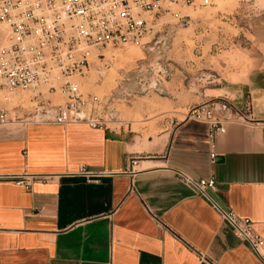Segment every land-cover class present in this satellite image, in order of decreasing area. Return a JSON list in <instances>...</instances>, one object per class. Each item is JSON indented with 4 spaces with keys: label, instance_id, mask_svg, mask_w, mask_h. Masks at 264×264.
<instances>
[{
    "label": "crops",
    "instance_id": "0c3cea01",
    "mask_svg": "<svg viewBox=\"0 0 264 264\" xmlns=\"http://www.w3.org/2000/svg\"><path fill=\"white\" fill-rule=\"evenodd\" d=\"M262 60L220 90L249 99L258 126L228 127L213 162L207 127L192 120L143 158L120 133L86 125L0 129V264H261L175 172L212 178V202L264 240Z\"/></svg>",
    "mask_w": 264,
    "mask_h": 264
},
{
    "label": "rangeland",
    "instance_id": "374dc122",
    "mask_svg": "<svg viewBox=\"0 0 264 264\" xmlns=\"http://www.w3.org/2000/svg\"><path fill=\"white\" fill-rule=\"evenodd\" d=\"M149 28L144 40L149 43L143 48H108L101 53L104 60H94L78 79L84 95L101 101L94 115L108 131L123 135L135 152L143 153L142 158L144 153L161 152L192 108L226 99L221 89L244 83L248 73L262 66L264 0L169 5L167 12L155 15ZM5 35L0 24V45ZM126 51L137 56L126 59ZM7 93H0V111L8 112L6 120L15 116L35 122L33 96L11 98ZM14 102L24 108L10 107ZM51 102L61 104L57 96ZM0 129L22 127L6 121Z\"/></svg>",
    "mask_w": 264,
    "mask_h": 264
},
{
    "label": "built area",
    "instance_id": "2783aa9c",
    "mask_svg": "<svg viewBox=\"0 0 264 264\" xmlns=\"http://www.w3.org/2000/svg\"><path fill=\"white\" fill-rule=\"evenodd\" d=\"M193 1L0 0V24L6 30L0 45V90L33 96L35 122L25 124L86 125L107 130L104 121L94 115L101 101L84 95L78 79L94 60H104L101 53L108 48H143L141 41L155 15L167 12L162 5H191ZM55 96L61 104L52 106ZM7 116V111H0V125L19 121L15 116L6 120ZM250 116L251 102L242 97L202 102L184 120L207 127L209 160L213 162L216 138L230 126L254 129L258 124ZM175 176L207 201L233 236L264 264V240L254 232L251 222L220 210L207 195L216 189L212 178L193 180L181 172Z\"/></svg>",
    "mask_w": 264,
    "mask_h": 264
},
{
    "label": "bare ground",
    "instance_id": "6f19581e",
    "mask_svg": "<svg viewBox=\"0 0 264 264\" xmlns=\"http://www.w3.org/2000/svg\"><path fill=\"white\" fill-rule=\"evenodd\" d=\"M162 7L165 9V10H168V7H169V5L168 6H166V5H162ZM148 36V34L143 38V40L141 41V43L142 44H148L149 42H144V40L146 39V37ZM4 43V42H3ZM132 46V45H131ZM134 47V46H133ZM112 48V47H111ZM127 53L125 54V58L126 59H131V58H133V57H135V55H136V53H133V52H128V51H126ZM137 56V55H136ZM113 82V81H112ZM3 92V90H0V93H2ZM6 93V92H5ZM8 94V93H7ZM8 96L9 97H11V98H18V97H23V96H14L13 94H8ZM214 100V99H213ZM216 100H218V99H216ZM8 102L9 103H11L9 100H8ZM15 106H20L21 108H24L23 107V104H21V103H17V102H14V104L13 105H10V107H15ZM14 114V113H13ZM13 118V117H12ZM11 118V119H12Z\"/></svg>",
    "mask_w": 264,
    "mask_h": 264
}]
</instances>
